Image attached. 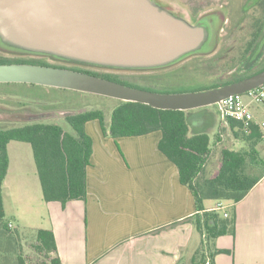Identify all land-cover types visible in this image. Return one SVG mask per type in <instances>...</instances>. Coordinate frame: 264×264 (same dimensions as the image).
Wrapping results in <instances>:
<instances>
[{
	"label": "crops",
	"instance_id": "obj_1",
	"mask_svg": "<svg viewBox=\"0 0 264 264\" xmlns=\"http://www.w3.org/2000/svg\"><path fill=\"white\" fill-rule=\"evenodd\" d=\"M260 110L253 109L256 118L264 121ZM206 115L212 116L213 124L207 129L212 150L204 173L213 176L226 147L221 130L229 134L232 130L219 105L188 112L193 127L202 128ZM86 130L93 138L87 198L65 205L44 199L33 149L13 143L18 140L8 143L3 201L5 212L9 202L16 220L11 227L52 229L61 264H180L183 251L191 248L197 207L177 165L159 148L162 131L115 138L103 132L98 119L88 121ZM215 134L223 137L216 143ZM241 142L237 140L238 148H232H242ZM262 146L257 148L264 159ZM216 202L208 199L205 206L211 208ZM233 205L236 233L216 239L218 248L230 250L217 254L216 264H264V175Z\"/></svg>",
	"mask_w": 264,
	"mask_h": 264
},
{
	"label": "trees",
	"instance_id": "obj_2",
	"mask_svg": "<svg viewBox=\"0 0 264 264\" xmlns=\"http://www.w3.org/2000/svg\"><path fill=\"white\" fill-rule=\"evenodd\" d=\"M261 1L246 0L242 12L247 13L253 5L256 6ZM258 22L261 24H256L259 25V29L255 32L256 38L258 33L264 32V20ZM249 48L251 47L246 49V54L249 52ZM196 52L198 51L187 53L178 60ZM61 57L79 64L103 65ZM259 58L260 54H257L248 60V63L253 65ZM22 62L67 67L50 64L43 60L0 57V64ZM69 68L92 73L126 85L152 90L143 86L150 83H140L118 75L78 67ZM246 68L249 72L243 75H234L229 80H219L216 85L211 87L246 78L263 70L264 66L257 71H250V66ZM118 100L119 103L111 111L110 117L102 109H83L65 115L72 130H67L58 123L41 122L42 120L0 128V264L62 263L52 229L11 227V221L5 220L3 184L9 168L8 143L18 140L31 144L42 184L43 197L46 201H60L65 205L71 200H86L88 194L87 167L93 153V138L86 130V123L94 119L99 120L105 134L115 138L139 136L161 130L163 135L159 142V148L177 165L181 182L188 186L196 200L197 212L192 215V219L202 235V241L200 248L192 256L193 262L216 264L215 256L217 254L230 251L218 248L215 241L221 235H235L237 216L233 204L242 200L264 175V159L258 155L259 149L257 148L264 139L263 129L258 125L245 127L240 121L226 118L235 138L243 141L244 146L240 149L223 147L218 172L213 176H206L204 173L205 164L212 150L211 135L207 130L213 124L212 113L206 115L208 118L205 121L206 124L199 128L193 127L188 118V112L193 109H161L142 102ZM207 107L199 108L205 110ZM208 199L230 201L232 208H230L229 215L225 216L220 211L208 210L205 206V201ZM28 237H30L29 247L31 249L27 253L24 242L28 240Z\"/></svg>",
	"mask_w": 264,
	"mask_h": 264
},
{
	"label": "water",
	"instance_id": "obj_3",
	"mask_svg": "<svg viewBox=\"0 0 264 264\" xmlns=\"http://www.w3.org/2000/svg\"><path fill=\"white\" fill-rule=\"evenodd\" d=\"M0 36L23 49L81 61L153 67L197 50L207 31L152 0H0ZM0 82L67 88L161 109L189 110L258 88L264 84V69L221 86L179 93L142 89L68 67L23 62L0 64Z\"/></svg>",
	"mask_w": 264,
	"mask_h": 264
},
{
	"label": "rangeland",
	"instance_id": "obj_4",
	"mask_svg": "<svg viewBox=\"0 0 264 264\" xmlns=\"http://www.w3.org/2000/svg\"><path fill=\"white\" fill-rule=\"evenodd\" d=\"M162 1L182 14L192 24H195L197 19L204 15L198 24L209 22L211 28L215 31L214 38L205 41L197 49L198 52L176 62L147 68L79 64L36 53L32 50L2 44L1 41L0 57L5 59L43 60L50 64L63 65L68 68L78 67L101 73H110L140 83H150L143 86L151 88L153 91L172 93L206 90L216 85L219 80H229L234 75H243L249 72L245 68L243 57L248 41L251 39V33L255 30V23L258 18L263 20L264 0L256 6L253 5L247 13L242 12L246 0ZM263 66L264 56L251 67L250 71H257ZM244 98L256 112L259 111V108L264 111V102H254L248 95H245ZM118 103L117 98L90 92L31 83L0 82V128L42 120L41 122L58 123L67 130H72L65 119V115L83 109H102L110 117L111 111ZM90 131L96 138L92 124ZM230 132L229 134L225 128H222L220 135L225 136L223 144L238 148L235 144L238 139L235 138L233 131ZM220 137L223 138L215 134V143ZM13 143L24 145L23 147H27L29 150L32 149L29 142L15 141ZM260 144L264 146V139ZM258 155L261 157L260 150ZM5 220L12 223L16 222L13 211L9 209V202L6 208ZM193 234L190 251H183L181 264H196L193 262L192 256L201 246L202 235L196 226H194ZM29 241L30 237L24 242L27 253L31 249ZM192 248L195 249L192 250Z\"/></svg>",
	"mask_w": 264,
	"mask_h": 264
},
{
	"label": "built area",
	"instance_id": "obj_5",
	"mask_svg": "<svg viewBox=\"0 0 264 264\" xmlns=\"http://www.w3.org/2000/svg\"><path fill=\"white\" fill-rule=\"evenodd\" d=\"M248 95L254 102H264V84L255 88L245 94L236 93L224 98L218 105L220 106L223 116L226 118H233L240 121L245 127L258 125L264 130V121L256 118L254 111L249 103L246 102L244 96ZM232 203L227 200H217L216 204L208 208V210L220 211L225 216L229 215V210ZM12 226V224H10Z\"/></svg>",
	"mask_w": 264,
	"mask_h": 264
},
{
	"label": "flooded vegetation",
	"instance_id": "obj_6",
	"mask_svg": "<svg viewBox=\"0 0 264 264\" xmlns=\"http://www.w3.org/2000/svg\"><path fill=\"white\" fill-rule=\"evenodd\" d=\"M156 5H158L161 9H164V10H166V11H168V12H170V13H172V14H174V15H176V16H180V17H182V18H184L183 16H182V14H180V13H178V12H176L172 7H170L167 3H165L164 1H162V0H152ZM243 10V9H242ZM210 13H214V12H210ZM210 13H207V14H210ZM206 15V14H205ZM204 15H202V16H200L198 19H197V21H196V23L195 24H198V23H200V21H201V18L203 17ZM184 19H186V18H184ZM259 20L258 21H260V18H258ZM262 19L264 20V15L262 16ZM187 20V19H186ZM188 22H189V20H187ZM256 22L255 23V30H253L252 31V33H251V39L248 41V45H247V47H246V49L250 46L251 48H249V52L246 54V49H245V55H244V63H245V68L246 67H248V66H250V67H252L258 60H256L255 61V63L253 64V65H250L249 63H248V60H251L255 55H257V54H260V58L259 59H261V58H263V56H264V32L263 31H261L260 33H258L259 35L257 36V38L255 37V32H257V30L259 29V25L261 24L260 22ZM191 23V22H190ZM260 23V24H259ZM256 24H259L258 26L256 25ZM201 25H203V26H205V28H206V31H207V39H206V42L207 41H210L211 39H213L214 38V33H215V31H214V29L213 28H211V24L209 23V22H206V23H202ZM213 32V33H212ZM218 32H219V30H218ZM218 35H219V33L216 35V41H217V38H218ZM254 37H255V39H254ZM0 41H1V43L2 44H8V45H11V46H14V47H16V45H13V44H11V43H9V42H7V41H5L1 36H0ZM252 45V46H251ZM18 48H20L19 46H17ZM36 53H40V54H44V55H50V56H53V57H55V58H57V59H62V57L61 56H58V55H55V54H50V53H46V52H39V51H35ZM64 60V59H63Z\"/></svg>",
	"mask_w": 264,
	"mask_h": 264
}]
</instances>
